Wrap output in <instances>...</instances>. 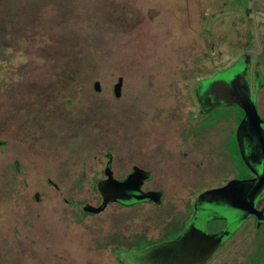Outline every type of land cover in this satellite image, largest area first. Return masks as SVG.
Wrapping results in <instances>:
<instances>
[{"label":"rangeland","instance_id":"obj_1","mask_svg":"<svg viewBox=\"0 0 264 264\" xmlns=\"http://www.w3.org/2000/svg\"><path fill=\"white\" fill-rule=\"evenodd\" d=\"M242 69L264 116V0H0V264H120L119 254L150 245L163 210L134 201V189H120L130 206L81 210L101 202L105 156L119 176L170 158L168 175L145 185L163 189V206L177 208L184 195L171 164L184 151L205 162L194 177L184 173L194 191L221 185L236 175L241 123L225 117L228 127L217 124L198 146L180 144L191 127L182 120L197 110L198 80L228 84ZM157 142L173 147L166 153ZM205 196L216 212L201 218L203 230L226 220L206 261L253 234L243 226L264 222V208L258 217Z\"/></svg>","mask_w":264,"mask_h":264},{"label":"flooded vegetation","instance_id":"obj_2","mask_svg":"<svg viewBox=\"0 0 264 264\" xmlns=\"http://www.w3.org/2000/svg\"><path fill=\"white\" fill-rule=\"evenodd\" d=\"M209 48L211 52L214 49L213 46H210ZM206 60L209 62L208 64L211 67V64L215 59L212 58ZM226 70L227 68L220 71V73L222 74ZM243 76L244 69H242L239 74L232 75L228 84L225 81L213 82L208 78L204 80H198L191 94L192 101L197 106V110L186 113L185 118L182 120V122H188L191 124V127L187 131L189 138H182L180 144H184L183 140L187 141V139H196L198 140V146L200 142L205 139L207 134L216 127L217 124L222 125L223 127H228L226 126L228 125L226 118H231L233 114L236 117L237 125L241 123L238 132L240 148L237 145V134L234 137L239 160H237L235 164L233 159H231V163H233L232 165H236L235 167L237 168L236 175L234 176L228 171L226 179L221 183V185L207 190L194 191V189L188 185V178H186L185 174H189L191 177H194L197 174L196 172L199 166L202 167V164L205 162L202 161V155H200L199 152L196 154L193 152L189 153L188 151H184V157L181 158L180 161H178L176 164L171 163L179 169V175L181 177L180 179H182L183 182L181 190L182 194L184 195L180 201V205L177 206V208L176 206H174L175 208L173 206H163V189L161 187L146 188L145 185L151 180L159 179L156 178L158 176L161 177L168 175L166 172L170 166V158L161 159L162 162L160 164H156L158 166L156 168L157 170L152 168L153 166L151 165L144 167L137 164L132 165L128 171L123 172L122 176H119L115 174L113 169V161L110 155L105 156V160L102 163L103 178L100 180L106 179L104 172L108 167L112 172V177L114 180L126 181L128 184L135 185L134 190L137 195L133 197L134 201L149 204L151 203L154 208L161 207L159 209L163 210V212H161V217L155 220L156 224L154 226L156 227L153 229V234H156V238L150 245H147L138 251L145 250L149 248L148 246L152 247L161 243L175 241L180 243L177 250L178 258L187 264H264V235H258L257 233V231L260 229H264V222L261 221L258 225L257 219L252 220L243 226L246 228L248 227L247 229L255 231L253 234L248 232L249 234H247L244 238H240L241 240L232 241L229 248H225L226 250L224 249L222 251L223 253L220 252L219 256L216 257L213 255L206 261L203 260V257L206 256L207 252H209L210 249L220 241L218 240L221 238V235H218L219 232L226 228V220H220L221 229L215 233L212 230H209V232L203 230L201 218L204 216V214L214 213V211L216 212V208L205 204L207 201V199H205V195L209 194L208 192L218 189H225V196H219L215 194L209 195L218 197L221 199L220 202L228 207L232 208L234 205L243 211L246 210L242 209L241 206H248V201L256 203V206L260 207V209L248 206L252 209V211L247 212L258 217L261 216L262 209L264 208V192L260 193V191H262L264 188V173L260 175L258 174L259 171H264V133L262 132L261 128L262 125L264 126V116H262L258 110L256 104V94H251L250 92V83L247 85V87L250 92L251 102L255 106L256 112L259 116L260 135L256 134L253 130L247 127L244 112L242 111L243 115L240 117L239 111L235 106V104H238L232 100L231 86L235 82L236 78H239L243 84ZM254 77L255 74L253 75L252 80H254ZM252 87H254V83L252 84ZM222 103H230L232 105L228 107L226 106L227 109L224 111L225 114L222 117L219 116V118L216 119V117L220 115L222 111L217 107L222 105ZM153 144L160 145V147L162 145L163 150H165L166 153H169L173 147V144L170 142H157ZM206 165H208V163H206ZM12 166L16 169L15 163ZM134 167L137 168V173L139 174L148 173V178L137 179L133 175ZM121 191L122 190L120 189H117L114 193L109 191V194L111 193L112 196L114 195L113 198L115 199L109 200V203L105 206V208L111 203L121 206H130L125 197L127 193ZM149 192H160L161 196L159 202L155 203L151 200H148L147 198ZM122 196L125 198V201L121 200L120 197ZM135 197L142 198L135 200ZM212 222L214 221L207 223V226H210ZM230 240H233V238ZM225 243L226 242L221 243V245H219V249L224 248L226 246ZM118 262L120 263L121 261Z\"/></svg>","mask_w":264,"mask_h":264},{"label":"water","instance_id":"obj_3","mask_svg":"<svg viewBox=\"0 0 264 264\" xmlns=\"http://www.w3.org/2000/svg\"><path fill=\"white\" fill-rule=\"evenodd\" d=\"M123 78L118 77L116 83L112 87L114 98H120L122 94ZM232 88V100L237 103L244 112L246 125L249 129L253 130L256 134L260 135L259 116L256 112L255 106L251 102L250 92L247 86L243 85L239 78H236L235 82L231 86ZM93 90L95 92L100 91V83L95 81L93 83ZM240 126L237 130V139ZM238 146L240 148V141L238 140ZM133 175L137 179L148 178V173L139 174L137 168H133ZM104 175L106 179L99 180L96 183V190L99 193L102 202L99 206H93L91 204H84L82 211L89 214H99L105 206L109 203V200H114L111 193H114L117 189H135V185L128 184L126 181H117L112 177V172L107 167ZM225 189H218L208 192L209 194H215L219 196L224 195ZM161 193L160 192H149L148 200L153 202H159ZM36 198V195H35ZM142 197H135V200L141 199ZM246 211H252L248 206H241ZM179 242H165L159 245L149 247L142 251L127 252L119 254V257L123 259L127 264H187L182 262L178 258Z\"/></svg>","mask_w":264,"mask_h":264},{"label":"trees","instance_id":"obj_4","mask_svg":"<svg viewBox=\"0 0 264 264\" xmlns=\"http://www.w3.org/2000/svg\"><path fill=\"white\" fill-rule=\"evenodd\" d=\"M235 106L237 107V110L239 111V115H240V117L243 115V112H242V110H241V108L238 106V105H236L235 104ZM235 153H236V155L239 157V155H238V150H237V146L235 145ZM120 258V257H119ZM120 261H121V263H124V264H127L123 259H121L120 258Z\"/></svg>","mask_w":264,"mask_h":264}]
</instances>
